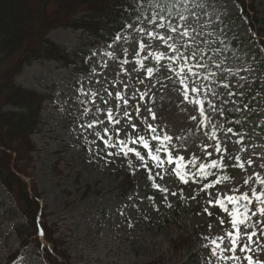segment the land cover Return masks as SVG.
<instances>
[{"label": "rangeland", "instance_id": "1", "mask_svg": "<svg viewBox=\"0 0 264 264\" xmlns=\"http://www.w3.org/2000/svg\"><path fill=\"white\" fill-rule=\"evenodd\" d=\"M188 5L198 13L133 25L107 49L79 31L55 29L49 41L69 51L82 46L94 72L79 79L38 61L16 79L53 95L31 137L36 151L24 180L38 195L61 264H264V62L230 0ZM254 11L264 19V0ZM226 29L228 38L243 39L241 48L220 39ZM11 61L0 63V73ZM178 157L189 173L200 162L224 163L230 178L201 195L176 179ZM142 167L158 184L155 208L144 199ZM128 168L137 182L130 200L116 178ZM0 200L9 209L0 218V264H7L20 244L7 236L26 220L1 183ZM243 203L248 212L238 223ZM32 245L14 264H44Z\"/></svg>", "mask_w": 264, "mask_h": 264}, {"label": "trees", "instance_id": "2", "mask_svg": "<svg viewBox=\"0 0 264 264\" xmlns=\"http://www.w3.org/2000/svg\"><path fill=\"white\" fill-rule=\"evenodd\" d=\"M188 0H0V63L12 59L0 73V183L12 195L26 220L25 225L13 227L11 236L20 241V249L10 261L20 255V251L33 244L45 264H61L56 258L58 242L53 240L45 224V215L38 204V195L33 186L24 180L25 166L31 161L30 154L36 151L32 135L41 126L42 110L53 95L35 89L25 88L16 82L24 67L38 61L54 62L63 68H70L80 79L84 74L94 72V62L83 48L71 51L52 41L47 35L58 28L79 31L88 38L92 47L106 49L114 44L120 34L134 24H151L155 21L167 23L169 19L186 18L199 10L188 6ZM240 9V17L246 20L250 40L256 46L254 52L264 62V19H258L254 11L255 0H233ZM216 7V6H215ZM254 13V16H249ZM259 25V27L257 26ZM226 30L220 39L232 48H240L242 39L228 38ZM259 49V51H258ZM15 57V58H14ZM158 59H155L157 61ZM264 69V65L259 64ZM157 67H153L156 70ZM7 108V110L5 109ZM214 141V137L212 138ZM237 160V168L243 164ZM230 169L224 163L207 161L195 165L191 173L183 170V162L177 158L175 176L182 186L200 188L204 195L230 178ZM146 185L145 202L155 208L154 192L157 181L150 170L141 168ZM121 185L119 192L123 198L131 199V191L136 187V178L131 168L116 172ZM30 188V190H28ZM138 202L132 203L134 208ZM5 203L0 200V211ZM9 209H7L8 211ZM7 211L0 212V218ZM16 211V210H15ZM248 212V204L239 206L236 222H243ZM41 231L49 248L40 244ZM52 247V248H51ZM53 251L55 254H52Z\"/></svg>", "mask_w": 264, "mask_h": 264}]
</instances>
